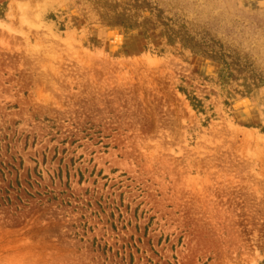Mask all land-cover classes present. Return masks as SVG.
Wrapping results in <instances>:
<instances>
[{
    "label": "rangeland",
    "instance_id": "obj_1",
    "mask_svg": "<svg viewBox=\"0 0 264 264\" xmlns=\"http://www.w3.org/2000/svg\"><path fill=\"white\" fill-rule=\"evenodd\" d=\"M0 264H264V0H0Z\"/></svg>",
    "mask_w": 264,
    "mask_h": 264
}]
</instances>
